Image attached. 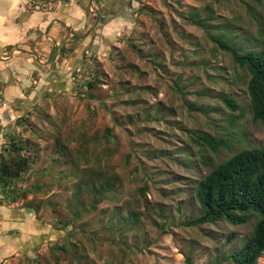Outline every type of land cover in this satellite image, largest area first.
I'll return each mask as SVG.
<instances>
[{"label": "rangeland", "instance_id": "obj_1", "mask_svg": "<svg viewBox=\"0 0 264 264\" xmlns=\"http://www.w3.org/2000/svg\"><path fill=\"white\" fill-rule=\"evenodd\" d=\"M125 3L124 27L108 39L92 31L67 84L11 125L0 163L16 166L13 141L25 146L20 156L30 158V167L12 184L18 200L2 199L18 202L38 227L28 253L12 264H233L227 257L256 224L257 218L186 226L201 215L199 181L264 143L247 72L217 43L263 47L264 0ZM91 79L89 90L84 82ZM221 97L239 109L231 111ZM199 134L224 145L213 150ZM110 179L116 187L94 195L92 186Z\"/></svg>", "mask_w": 264, "mask_h": 264}, {"label": "crops", "instance_id": "obj_2", "mask_svg": "<svg viewBox=\"0 0 264 264\" xmlns=\"http://www.w3.org/2000/svg\"><path fill=\"white\" fill-rule=\"evenodd\" d=\"M31 1L0 0V56L9 55L0 60V92L8 108L5 120L0 121L1 160L11 125L44 96L67 84L91 46L92 31L108 39L124 27L125 0H99L101 23L88 11L91 0L36 7ZM17 204H6L0 189V264H12L27 254L29 243L38 237L27 209L20 210Z\"/></svg>", "mask_w": 264, "mask_h": 264}, {"label": "trees", "instance_id": "obj_3", "mask_svg": "<svg viewBox=\"0 0 264 264\" xmlns=\"http://www.w3.org/2000/svg\"><path fill=\"white\" fill-rule=\"evenodd\" d=\"M38 6L50 3L48 0L35 1ZM66 3L68 0H59ZM89 11V10H88ZM99 11V10H98ZM101 23V15L98 12ZM105 21V19H104ZM204 27L203 21H192ZM218 47L229 53L233 61L243 68L248 75L247 90L253 120L264 125V46L251 48H237L222 38L217 39ZM90 76V75H89ZM85 87L93 89L92 79L85 81ZM87 89L86 94L94 98ZM222 102L231 110L237 111L239 106L229 97H221ZM106 140L113 141L112 129L106 130ZM198 140L213 150L224 145L223 142L199 134ZM11 149L19 154L16 166L13 168L8 162L0 163V189L2 197L18 200V195L12 186L14 180L22 177L28 171L30 158L20 156L25 146L11 142ZM62 151V149H60ZM63 154V153H62ZM207 165V162L204 161ZM92 179L83 180L90 184ZM113 179L100 186H92L94 195H100L104 190L115 188ZM195 197L201 209V215L189 220L186 226H200L227 222L234 226L245 225L257 218L256 224L249 238L243 246L231 253L227 259L233 264H258L264 254V143L259 147L243 149L227 161L212 169L195 188ZM136 215L130 213L129 222H135ZM119 230V229H118ZM236 233H231L229 239L234 240ZM221 262V261H219ZM222 263V262H221Z\"/></svg>", "mask_w": 264, "mask_h": 264}, {"label": "built area", "instance_id": "obj_4", "mask_svg": "<svg viewBox=\"0 0 264 264\" xmlns=\"http://www.w3.org/2000/svg\"><path fill=\"white\" fill-rule=\"evenodd\" d=\"M88 10L91 14H93L94 16L98 15V6L96 3V0H91L88 6ZM15 53V52H14ZM9 59V55L8 54H4L2 56H0V60L4 61ZM8 108L6 107L5 103H4V99H3V95L2 92H0V120L3 119V117L5 116V114L7 113Z\"/></svg>", "mask_w": 264, "mask_h": 264}]
</instances>
